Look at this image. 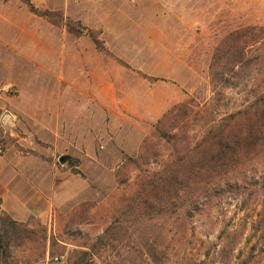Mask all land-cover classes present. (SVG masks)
Returning a JSON list of instances; mask_svg holds the SVG:
<instances>
[{
    "label": "rangeland",
    "instance_id": "1",
    "mask_svg": "<svg viewBox=\"0 0 264 264\" xmlns=\"http://www.w3.org/2000/svg\"><path fill=\"white\" fill-rule=\"evenodd\" d=\"M2 1L20 28L12 35L36 28L30 63L20 58L28 42L0 48V59L12 65L8 71L0 63V117L30 115L18 131H33L28 151L38 160L36 213L16 220L0 201L7 264H264L263 211L244 197L222 196L184 214L183 199L135 220L115 212L121 193H132L126 158L138 156L170 108L210 99L216 45L239 29L264 30V0H214L213 10L167 26L152 25L161 22L151 12L157 6L145 0H30L45 16L19 0ZM68 24L83 34L68 33ZM258 69L231 82L236 87L221 97L217 116L251 101L248 88L264 78ZM1 142L2 154L6 144L32 156L13 136ZM7 218L19 225L3 227ZM60 255V263L48 260Z\"/></svg>",
    "mask_w": 264,
    "mask_h": 264
},
{
    "label": "trees",
    "instance_id": "2",
    "mask_svg": "<svg viewBox=\"0 0 264 264\" xmlns=\"http://www.w3.org/2000/svg\"><path fill=\"white\" fill-rule=\"evenodd\" d=\"M19 1L31 13L45 16L30 0ZM65 27L68 33L83 34L69 24ZM90 38L96 47L102 46L93 34ZM254 66L259 67L257 77L263 76L262 28L239 29L216 45L208 67L210 99L202 106L189 99L170 108L152 137L143 141L138 156L126 158L124 169L131 167L134 173L129 178L132 193H121L117 215L140 219L158 210L166 212L183 199L187 201L179 205L188 207L182 213H190L197 204L203 206L222 196L257 202L264 215V78L248 88L251 101L245 100L221 117L214 113L221 97L236 87L231 82L246 79ZM8 225L16 228L19 224L7 218L3 227ZM1 232L0 259L7 264Z\"/></svg>",
    "mask_w": 264,
    "mask_h": 264
},
{
    "label": "crops",
    "instance_id": "3",
    "mask_svg": "<svg viewBox=\"0 0 264 264\" xmlns=\"http://www.w3.org/2000/svg\"><path fill=\"white\" fill-rule=\"evenodd\" d=\"M100 1V0H99ZM108 4H114L115 0H102ZM139 1V0H136ZM146 3L156 4V19L160 23H153L154 26H167L170 20L178 18L179 20L195 19L197 11L213 10L212 5L214 0H145ZM208 5V7H206ZM199 6V7H198ZM151 17L153 18L152 14ZM154 19V18H153ZM152 20V19H151ZM192 24V23H191ZM14 23V14L12 9L0 0V48H3L4 43H25L28 42V51L20 54V58H26L30 63L31 60L36 59V51L31 49V42H36V28L33 25V34L12 35L14 29H20ZM151 25V24H150ZM183 25H189L188 22ZM127 26V24H123ZM29 28H31L29 26ZM22 32V31H21ZM32 38V39H31ZM3 54V52H0ZM2 55H0L1 57ZM0 63L5 66L8 71L12 70V65L5 60L0 59ZM8 81L9 77L5 79ZM18 114L1 115L0 117V147L2 139L6 135L13 136L15 143L23 148V152H27L29 148L34 149L33 131L23 132L18 131L21 120L30 118V115L25 114V111H20ZM25 114V116L23 115ZM14 127L15 131L12 128ZM9 133L7 134V131ZM22 134V135H21ZM4 153L0 154V201L1 209L9 214L13 219L25 221L30 218L33 213H36V198H37V165L38 160L33 152L28 151L32 156H24L21 152H16L5 144Z\"/></svg>",
    "mask_w": 264,
    "mask_h": 264
},
{
    "label": "built area",
    "instance_id": "4",
    "mask_svg": "<svg viewBox=\"0 0 264 264\" xmlns=\"http://www.w3.org/2000/svg\"><path fill=\"white\" fill-rule=\"evenodd\" d=\"M10 88V86H6L3 88V90L7 91L8 89ZM2 153V149L0 147V154ZM50 261H52L53 263H60L64 260V256H55V257H52L50 259H48Z\"/></svg>",
    "mask_w": 264,
    "mask_h": 264
},
{
    "label": "water",
    "instance_id": "5",
    "mask_svg": "<svg viewBox=\"0 0 264 264\" xmlns=\"http://www.w3.org/2000/svg\"><path fill=\"white\" fill-rule=\"evenodd\" d=\"M61 161H63V159Z\"/></svg>",
    "mask_w": 264,
    "mask_h": 264
}]
</instances>
